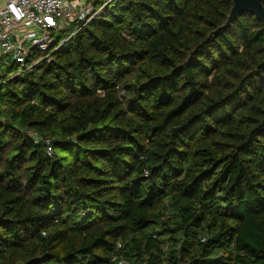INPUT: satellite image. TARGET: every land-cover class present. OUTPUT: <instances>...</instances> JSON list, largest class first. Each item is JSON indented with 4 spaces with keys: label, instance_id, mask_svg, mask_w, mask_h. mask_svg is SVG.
<instances>
[{
    "label": "trees",
    "instance_id": "1",
    "mask_svg": "<svg viewBox=\"0 0 264 264\" xmlns=\"http://www.w3.org/2000/svg\"><path fill=\"white\" fill-rule=\"evenodd\" d=\"M107 2L0 75V264H264L263 23Z\"/></svg>",
    "mask_w": 264,
    "mask_h": 264
},
{
    "label": "built area",
    "instance_id": "2",
    "mask_svg": "<svg viewBox=\"0 0 264 264\" xmlns=\"http://www.w3.org/2000/svg\"><path fill=\"white\" fill-rule=\"evenodd\" d=\"M114 0H108V5ZM94 0H0V63H11L32 70L43 62H52L60 49L82 24L102 10ZM75 32L60 39L69 28ZM4 71H0L1 73ZM21 73L16 72L13 79ZM52 153L51 141L44 140Z\"/></svg>",
    "mask_w": 264,
    "mask_h": 264
},
{
    "label": "water",
    "instance_id": "3",
    "mask_svg": "<svg viewBox=\"0 0 264 264\" xmlns=\"http://www.w3.org/2000/svg\"><path fill=\"white\" fill-rule=\"evenodd\" d=\"M264 0H233L234 5L223 29L229 28L242 14L249 13L264 25Z\"/></svg>",
    "mask_w": 264,
    "mask_h": 264
},
{
    "label": "rangeland",
    "instance_id": "4",
    "mask_svg": "<svg viewBox=\"0 0 264 264\" xmlns=\"http://www.w3.org/2000/svg\"><path fill=\"white\" fill-rule=\"evenodd\" d=\"M72 28V27H71ZM71 28H69L68 29V31L66 32V33H62L59 37H60V39H64V38H66L67 37V35H68V33H69V31H73L74 30V28L71 30ZM17 66H19V65H17ZM3 70H7V66L6 65H4L3 63H0V71H3ZM15 71H12V72H10L11 74H13Z\"/></svg>",
    "mask_w": 264,
    "mask_h": 264
}]
</instances>
